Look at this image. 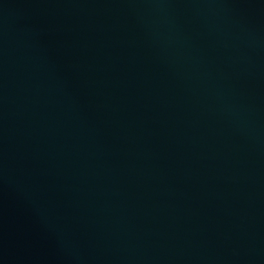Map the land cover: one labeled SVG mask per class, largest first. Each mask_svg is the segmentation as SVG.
<instances>
[{
  "label": "water",
  "instance_id": "obj_1",
  "mask_svg": "<svg viewBox=\"0 0 264 264\" xmlns=\"http://www.w3.org/2000/svg\"><path fill=\"white\" fill-rule=\"evenodd\" d=\"M0 264H264V0H0Z\"/></svg>",
  "mask_w": 264,
  "mask_h": 264
}]
</instances>
